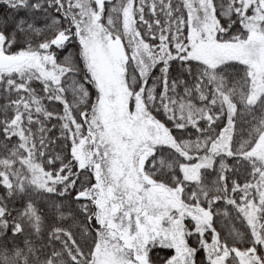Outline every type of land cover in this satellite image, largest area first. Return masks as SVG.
<instances>
[{
  "label": "snow or ice",
  "instance_id": "obj_1",
  "mask_svg": "<svg viewBox=\"0 0 264 264\" xmlns=\"http://www.w3.org/2000/svg\"><path fill=\"white\" fill-rule=\"evenodd\" d=\"M0 264H264V0H0Z\"/></svg>",
  "mask_w": 264,
  "mask_h": 264
}]
</instances>
